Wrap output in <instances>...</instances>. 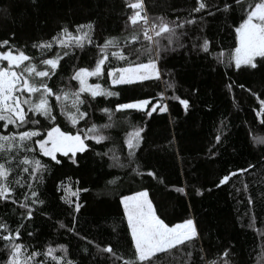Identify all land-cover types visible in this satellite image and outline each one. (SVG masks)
I'll list each match as a JSON object with an SVG mask.
<instances>
[{"label":"trees","instance_id":"trees-1","mask_svg":"<svg viewBox=\"0 0 264 264\" xmlns=\"http://www.w3.org/2000/svg\"><path fill=\"white\" fill-rule=\"evenodd\" d=\"M130 2L135 0H0V41L9 40L14 49L24 51L38 63L62 50L55 45L51 50L33 48V44L51 40L63 28L75 35L78 25L92 24L93 44H86L83 50L74 49V54L60 60L56 74L48 81L54 91L75 90L78 83L70 77L79 68L94 67L98 57L96 45H102L105 38L127 36L131 31L130 25L126 30L127 17L133 12L126 6ZM205 2L223 7L221 0ZM228 2L235 11L224 13L211 8L193 13L196 0H143L150 19L196 20L195 24L185 23L178 30L186 33L182 37L185 47L161 54L162 81L175 84L174 90L165 93L163 103L167 111L157 110L150 117L134 109L115 112L113 126L104 132L111 139L101 144L87 141L89 150L77 153L75 164L61 154H57L62 161L59 165L36 155L49 165V170L38 187L39 199L44 204L34 206L37 210L32 219L25 220L21 229L20 242L28 245L29 251L63 244L69 249V258L77 264H113L110 254H97L94 245H87L59 228L60 223L72 226L74 217L80 236L101 247L111 245L117 254L127 258L132 243L119 201L124 195L147 191L157 215L170 226L189 218L195 221L200 235L191 248L193 264H202L201 255L208 260L223 259L224 251L229 253L230 264H258V257L264 251L261 235L264 233V145L254 143L253 137L264 136V124L260 123L264 116L256 115L261 107L257 96L264 100V60L258 58L255 69L245 66L236 69L234 63L228 66V57L237 46L235 28L242 22L247 0L242 6L236 5L235 0ZM209 10L214 14L208 15ZM204 39L210 41V54L199 48ZM142 43L141 40L129 47L140 48ZM121 48L127 56L128 47L122 44ZM220 52L224 53L225 63L215 59ZM148 58L144 54L139 60L147 62ZM128 59L137 61L136 56ZM124 66H127L125 61L110 56L104 75L98 79L103 87L118 93L117 96L97 97L91 105H83L89 115L77 127L69 124L56 109V125L62 131L75 133L86 124L108 123L104 108L114 110L117 104L140 99H150L155 104L165 88L160 81L112 85L107 71ZM180 100L189 102L187 110ZM133 127L143 129V139L135 153L138 169L136 163L124 168L112 166L109 150L113 148L120 162L128 164L124 141ZM12 132L17 129L12 128ZM0 134L7 132L0 128ZM217 135L221 136L219 143L215 140ZM105 152L109 154L97 155ZM23 155L21 152L20 157ZM249 165L254 167L231 177L224 186H216L224 175ZM148 172H153L155 178L148 176ZM16 175L14 171L12 177ZM21 175L26 178V174ZM66 186L72 191L80 190L77 196L70 197L71 204L62 199ZM179 188L184 193L178 192ZM197 189L201 195L196 194ZM22 191L27 188H16L17 194ZM249 198L253 203H248ZM76 204L80 205L78 212L74 211ZM22 212L18 205L0 201V220L13 229ZM29 231L32 236L27 235ZM3 243L0 240V248ZM85 245L88 254L78 251ZM188 250L182 248L179 252L173 250L172 255H162L161 264H184L183 253ZM3 258L4 252L0 251V260Z\"/></svg>","mask_w":264,"mask_h":264},{"label":"snow or ice","instance_id":"snow-or-ice-1","mask_svg":"<svg viewBox=\"0 0 264 264\" xmlns=\"http://www.w3.org/2000/svg\"><path fill=\"white\" fill-rule=\"evenodd\" d=\"M221 3L222 8L216 4L209 5L205 0H196V6L191 12L200 13L211 8L224 13L235 11L228 0H221ZM235 3L242 6L245 0H235ZM126 6L133 10L126 22V30L127 25H130L131 31L127 36L108 37L104 39L102 45H96L98 57L94 67L79 68L70 77L78 83V88L75 90L58 89L54 91L49 87L48 81L56 74L60 60L74 54V49L83 50L86 44H93L92 24L78 25L75 35L67 28H63L51 40L33 44V48L51 50L55 45L62 50L57 51L53 58L40 59L38 63L35 62L36 58L20 49H14L9 40L0 41V49H4L0 51V122H2L0 128L7 132V134H0V201L18 205L23 210L15 229L11 228L7 222L0 220V240L4 242L3 247L0 248V251L4 252V258L0 260V264H77L76 260L69 258L70 253L66 245L47 246L44 250L29 251V246L20 242L24 221L32 219L33 213L37 210L34 206L44 204V200L39 199L38 187L43 182L49 165L37 159V154L59 165L62 163L57 158L59 153L69 157L75 164L76 154L89 150L90 145L87 141L101 144L111 139L104 132L113 126L115 112L134 109L145 112V115L150 117L157 110L167 111V105L163 103L166 98L165 93L168 90H174L175 84L166 80L162 81L159 68L161 54L185 47L182 37L186 33L178 30L183 29L185 23L195 24L196 20L188 19L185 22H177L168 21L164 17L150 19L143 0H135ZM246 9L242 22L235 28L237 46L227 60L228 66L234 63L236 69L242 66L255 69L258 63L257 58L264 60V0H247ZM213 14L211 10L208 11V15ZM141 40L144 43L140 48L129 47L130 44L141 43ZM122 44L128 47L127 56L121 48ZM209 45L210 41L204 39L199 48L210 54ZM193 47L195 48L196 45L194 44ZM144 54L149 57L147 62L139 60V57ZM110 56L127 63V66L113 67L107 71L112 85H133L154 80L165 85L164 91L158 94L155 104H152L150 99H140L131 103L117 104L114 110L102 109L109 122L101 126L86 124L83 128H77L75 133L62 131L55 123L56 109H59V114L69 124L77 127L82 120H87L89 115L87 109L82 107L83 105H91L97 97L107 98L118 95L100 83H89L90 78L99 79L104 75V66ZM129 56H136L137 61H130ZM215 59L220 63H225L224 53H218ZM176 99L179 98L176 97ZM257 100L261 107L256 115L262 117L264 116V100L258 96ZM180 103L187 110L189 102L180 100ZM150 105L152 106L149 107ZM260 123L264 124V119H261ZM12 128L17 129V132L13 133ZM220 131L222 133L223 129ZM142 132V128L133 127L132 131L126 135L124 144L128 149V164L120 162V157L115 154L114 148L109 150L112 153L110 156L113 161L112 166L124 168L136 163L138 169L135 153L142 142ZM215 140L219 143L221 136L217 135ZM253 140L258 145H264V136H254ZM21 152L24 153L22 157H20ZM108 154V152L97 153V155ZM17 157L20 158L17 159ZM12 165H15V168ZM252 167L254 165L224 175L216 186L227 184L231 177L242 175ZM14 171L17 175L12 177ZM21 173L26 174V178ZM137 174L140 173L137 171ZM147 175L155 178L153 172H148ZM109 183H114V181H109ZM17 187L21 189L26 187L27 191L17 194ZM244 190L247 191V185H244ZM79 191V189L72 191L70 186H66V195L62 199L66 204H71L70 197L77 196ZM177 191L184 193L183 188ZM196 194L201 195L202 193L197 189ZM119 203L123 206V214L131 236L132 251L127 258L117 254L111 245L101 247L99 244H94L93 240L80 236L75 228L74 217L72 226L60 223L59 228L86 241L87 245H94L97 254H110L113 257V264L117 261H122V264H161L162 255H172L173 250L179 252L182 248L189 249L183 253L184 264H193L191 248L194 247L193 242L198 240L200 235L193 219H185L170 226L157 215L147 191L124 195ZM248 203H253L251 198ZM79 209L80 205L76 204L74 211L78 212ZM27 235L32 236L33 233L29 231ZM261 235L264 236V233ZM78 251L88 254L89 248L86 245L81 246ZM222 256L223 259L208 260L201 255L199 259L202 264H230L228 251H224ZM258 264H264V251L258 257Z\"/></svg>","mask_w":264,"mask_h":264},{"label":"rangeland","instance_id":"rangeland-1","mask_svg":"<svg viewBox=\"0 0 264 264\" xmlns=\"http://www.w3.org/2000/svg\"><path fill=\"white\" fill-rule=\"evenodd\" d=\"M237 43H238V42H237ZM258 58H259V57H258ZM258 58H257V59H258ZM100 78H101V77H100ZM89 83H99V82H98V79H97V78L92 77V78L89 79ZM113 86H114V85H113ZM115 86H116V85H115ZM58 154H59V153H58Z\"/></svg>","mask_w":264,"mask_h":264},{"label":"water","instance_id":"water-1","mask_svg":"<svg viewBox=\"0 0 264 264\" xmlns=\"http://www.w3.org/2000/svg\"><path fill=\"white\" fill-rule=\"evenodd\" d=\"M221 186H224V185H221ZM221 186H220V187H221Z\"/></svg>","mask_w":264,"mask_h":264}]
</instances>
